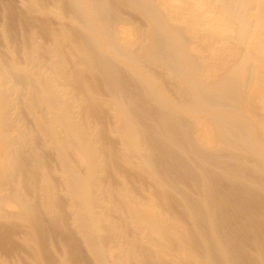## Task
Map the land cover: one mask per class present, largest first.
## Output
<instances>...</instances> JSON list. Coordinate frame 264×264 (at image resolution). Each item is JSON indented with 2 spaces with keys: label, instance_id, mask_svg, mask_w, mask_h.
<instances>
[{
  "label": "bare ground",
  "instance_id": "1",
  "mask_svg": "<svg viewBox=\"0 0 264 264\" xmlns=\"http://www.w3.org/2000/svg\"><path fill=\"white\" fill-rule=\"evenodd\" d=\"M193 1L0 0V264H264V0Z\"/></svg>",
  "mask_w": 264,
  "mask_h": 264
},
{
  "label": "rangeland",
  "instance_id": "2",
  "mask_svg": "<svg viewBox=\"0 0 264 264\" xmlns=\"http://www.w3.org/2000/svg\"><path fill=\"white\" fill-rule=\"evenodd\" d=\"M199 0H194L193 2H198ZM229 35V34H228Z\"/></svg>",
  "mask_w": 264,
  "mask_h": 264
}]
</instances>
